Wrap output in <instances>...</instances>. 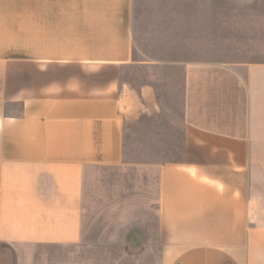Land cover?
I'll return each instance as SVG.
<instances>
[{
  "label": "crops",
  "instance_id": "crops-1",
  "mask_svg": "<svg viewBox=\"0 0 264 264\" xmlns=\"http://www.w3.org/2000/svg\"><path fill=\"white\" fill-rule=\"evenodd\" d=\"M179 3L43 0L26 60L5 58L0 41V264H98L97 256L83 255L84 247L98 246L86 239L87 180L132 170L124 160L125 125L140 101L156 119L167 117L156 81L136 87L123 80L131 68L182 72V126L168 124L161 135L157 128L155 149L171 156L153 165L154 225L140 215L145 242L131 244L145 253L122 257L264 264V14L257 22L250 15L245 44L242 12L234 20L221 10L211 21L206 16L220 39L209 31L206 62L195 61L187 41L178 51L175 27L171 42L178 22L171 7L194 4ZM141 8L154 13L143 16ZM152 24L162 31L156 50L145 47Z\"/></svg>",
  "mask_w": 264,
  "mask_h": 264
},
{
  "label": "rangeland",
  "instance_id": "rangeland-1",
  "mask_svg": "<svg viewBox=\"0 0 264 264\" xmlns=\"http://www.w3.org/2000/svg\"><path fill=\"white\" fill-rule=\"evenodd\" d=\"M182 1L186 0H178L180 3ZM188 1H193L194 4L181 6L179 3V7H171L173 17L178 18V22H174L173 27L171 24V42L172 44L175 42L176 36L173 32H175L176 28L180 40L178 51L186 49L187 41L189 50L193 47L195 51L193 56L195 61L206 62V35L210 31V26H212L210 22L206 23V16L207 20L211 21L212 16H218L221 10L226 16L230 14L234 20V16H239L240 12H242L243 43L245 44L247 42L245 34L251 30L250 15L257 16V22L258 20L262 21L260 17L264 14V0ZM223 1L225 3L221 4L224 6H219L220 2ZM157 9L155 8V10ZM152 11H154V8ZM152 11L148 8H141L140 14L142 15L143 13V16L147 14L153 15L154 12ZM187 13L189 15L188 20L186 17L183 19L182 16H186ZM192 13L194 17L191 20L190 15ZM42 14L43 0H0V41L2 42L5 58L18 59L20 61L27 59L28 31L31 30L32 36L36 35L37 30H40V28L38 29L39 24L37 21H40ZM217 25L216 23L211 28L210 34L220 39V32H218L217 28L215 29V27H218ZM153 26L152 24V31H154ZM155 26L158 28L157 26H160V24L157 25L155 23ZM156 33L161 34L162 31H154L152 38L145 40L147 42L145 47H148L149 50H156V46L154 47ZM158 57L161 59L169 57L171 60L187 58L184 54H173L171 57L158 54ZM188 57L191 58L190 55ZM181 76L182 72L179 70L171 71L165 69L159 71L157 69L149 71L144 68H131L122 71L123 80L135 83L136 87H141L150 78L156 81L167 117L156 119L153 111L149 110L148 105L140 101L139 110L135 117L125 125L124 160L132 168L128 173L131 179L127 177L128 174L122 175V173L117 171L103 170V172L98 174L97 178L93 176L87 180V190L84 199L86 239H88V242L96 243L98 246L84 247L83 255L84 257L97 256L98 264H137L122 256L129 255L137 258L145 253L146 247H134L129 243V237L132 235L131 230L138 226V219L140 215L142 217V214L146 218V227L150 224L154 225L156 197L153 165L157 156H163L162 160L171 156V152L157 151L155 149L156 132L157 128H159L161 135V132L166 131L165 128L168 129L167 125H171V123L180 128L182 126L183 81ZM161 123H165L166 127L162 126ZM144 175L146 178L145 192L142 191ZM96 179L99 181V187H97ZM120 180L123 182L119 184L118 181ZM139 188L141 189L140 194ZM136 236H133L134 241L140 242L139 237ZM141 241L145 242L144 239H141ZM154 250V248H147L146 253L154 254Z\"/></svg>",
  "mask_w": 264,
  "mask_h": 264
},
{
  "label": "water",
  "instance_id": "water-1",
  "mask_svg": "<svg viewBox=\"0 0 264 264\" xmlns=\"http://www.w3.org/2000/svg\"><path fill=\"white\" fill-rule=\"evenodd\" d=\"M131 233H132V235H130V237H129V243L130 244L134 241V237L136 236V234H138L136 237H139V241L142 242L141 241L142 238L140 237V234H142V233H141L140 229H138L137 227L133 228L131 230Z\"/></svg>",
  "mask_w": 264,
  "mask_h": 264
}]
</instances>
